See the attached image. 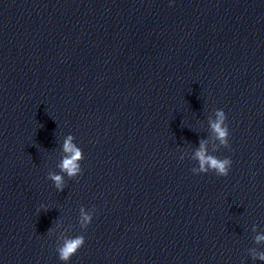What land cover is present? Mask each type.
Wrapping results in <instances>:
<instances>
[{"label": "clouds", "instance_id": "clouds-1", "mask_svg": "<svg viewBox=\"0 0 264 264\" xmlns=\"http://www.w3.org/2000/svg\"><path fill=\"white\" fill-rule=\"evenodd\" d=\"M219 119L211 124L213 131L221 144H227L228 129L224 126L225 113L223 111L217 112ZM72 137H68L63 145V150L67 154L62 163L59 165L63 172H66L69 177L77 175L81 169L78 163L82 159V152L79 148L72 144ZM195 157L199 160L200 170L206 172L208 168L214 170L217 175L225 177L229 174L232 160L228 158L220 159L211 155H206L204 143L201 142L200 149L195 153ZM207 166V167H206ZM50 178L55 182L58 190L63 189V178L60 175H50ZM91 217L85 215L83 220L85 224L90 221ZM256 242L259 243L264 241V235H257L255 238ZM85 244V238L78 236L75 238L67 239L63 245L57 249L58 258L62 262L69 261L78 250ZM264 260V253H258L254 258Z\"/></svg>", "mask_w": 264, "mask_h": 264}]
</instances>
